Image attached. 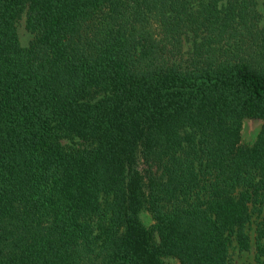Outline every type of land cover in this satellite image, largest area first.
<instances>
[{
  "label": "trees",
  "instance_id": "obj_1",
  "mask_svg": "<svg viewBox=\"0 0 264 264\" xmlns=\"http://www.w3.org/2000/svg\"><path fill=\"white\" fill-rule=\"evenodd\" d=\"M253 224L264 264L258 0H0V264H231Z\"/></svg>",
  "mask_w": 264,
  "mask_h": 264
},
{
  "label": "rangeland",
  "instance_id": "obj_2",
  "mask_svg": "<svg viewBox=\"0 0 264 264\" xmlns=\"http://www.w3.org/2000/svg\"><path fill=\"white\" fill-rule=\"evenodd\" d=\"M259 1V10L264 12V0ZM18 32L21 39V43L24 47L29 46L33 35L26 28V20L25 15L21 18L18 23ZM189 43L186 44V47H189ZM262 126V120L258 118H246L243 121L242 133H241V144L243 145H251L255 142L258 133ZM63 145L67 149H71L74 147H79V140L72 141L71 139H62ZM141 220L148 227L154 224V220L152 215L148 210H143L141 215ZM255 224L252 225V229L250 232L251 235V248L246 251L233 250V258L231 264H256V240H255Z\"/></svg>",
  "mask_w": 264,
  "mask_h": 264
}]
</instances>
